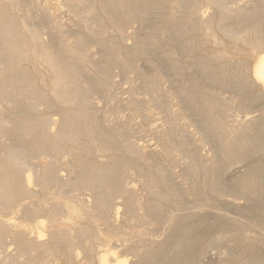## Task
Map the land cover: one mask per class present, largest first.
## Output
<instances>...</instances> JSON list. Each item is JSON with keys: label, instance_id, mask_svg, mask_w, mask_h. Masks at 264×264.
<instances>
[{"label": "bare ground", "instance_id": "1", "mask_svg": "<svg viewBox=\"0 0 264 264\" xmlns=\"http://www.w3.org/2000/svg\"><path fill=\"white\" fill-rule=\"evenodd\" d=\"M67 1L74 4L81 29L91 38L102 37L107 23L116 28L121 41L124 23L146 25L131 46L101 39L103 60L97 64L86 36L75 34L70 46L64 33L53 26L45 43L41 30L12 14L22 9L31 19L26 0H0V99L5 104L3 114L12 118L0 117V249L14 248L0 258V264H199L209 232L204 220H193L188 213V195L192 192L197 198L204 190L245 219L228 217L215 224L221 234L230 233L225 239L234 246L220 264H264V250L256 255L261 239L247 237L250 227L260 228L264 236V25L260 23L264 5L231 9L225 0H103L99 5L95 0ZM204 4L214 6L215 14L200 17ZM155 6H162V12L146 20ZM193 34L200 38L191 39ZM185 38L182 54L200 49L205 42L218 46L226 39L257 56L247 70L237 61L227 62L225 54L204 59L197 64L198 74L185 84L188 87L179 90L177 95L187 104L179 117L196 116L199 142L210 144L214 155L205 164L198 147L194 148L185 156L191 174L177 176L156 161L150 164L138 146L125 138L123 129L93 122L90 97L113 87V65L138 73L144 89L156 91L161 70L151 65V74L140 72L134 61ZM30 41L35 43L32 50ZM37 61L51 73L49 92L34 67ZM228 65L234 68L229 70ZM174 66L170 65L172 70ZM206 83H219L238 97L250 95L249 100L260 103L258 115L228 125L220 98ZM40 105L59 111L60 119L39 117ZM168 115L173 117L170 111ZM170 119L172 136L162 142L168 159L187 146L174 138L181 129L177 117ZM101 155L107 157L105 162L99 160ZM132 156L138 162H132ZM251 156L258 157L231 184L221 183L224 169ZM42 157L49 160L44 163ZM134 179L140 183L143 201ZM227 192H234L233 197L245 204L226 199ZM152 225L162 230V240H153L158 231L150 229ZM124 230L136 235V240L126 244L119 238Z\"/></svg>", "mask_w": 264, "mask_h": 264}, {"label": "rangeland", "instance_id": "2", "mask_svg": "<svg viewBox=\"0 0 264 264\" xmlns=\"http://www.w3.org/2000/svg\"><path fill=\"white\" fill-rule=\"evenodd\" d=\"M26 1L28 6H32H29L28 8L32 18L28 19L24 16L22 9L13 11L12 14L18 16L20 18V22L29 23L30 27L36 28L39 31L41 30V38L45 43H48L51 39V33H49V30L53 26L58 27L64 33L67 43L70 46L73 45L75 34L79 33L86 36L88 40L89 54L91 59L97 64H101L103 60L102 52L100 51L101 49L99 46V41H101V39L105 41H112L114 43L121 42L123 46H131V44H133L134 37L142 33L141 27L146 25V22L139 21L124 23L125 37L121 41L118 38L116 28L107 23L105 24V33L102 37L91 38L86 30L81 29L78 16L79 14L77 13L74 4L68 2L67 0H33L31 4L29 0ZM95 1L96 4L99 5L103 0ZM225 2L231 9H235L239 6H245L247 8L256 6L258 8H262L264 5V0H225ZM162 8V6H155L154 9L146 16V20L155 19L157 14L162 12ZM202 9L200 10V17L203 18H208L214 15L216 11L214 6L205 4ZM35 17L36 20H34ZM260 23L264 25L263 15L261 16ZM215 32L217 36H220L218 30ZM190 37L193 40L200 38L198 34H193ZM185 41L186 38L183 39V41L178 40L173 43H166L163 47H159V52L157 51L154 54H151L149 58H138L134 61L140 72L151 74V65L161 70L162 74L160 81L157 84L156 91L145 90L143 80L139 77L138 73L130 71L123 72L120 66L113 65L110 69L113 87L93 93L90 97L91 108L94 111L93 122L96 124L102 122L109 127H116L120 130L123 129L122 131L125 132V138L138 146L141 153L150 164H153L156 161V163H160L161 165H164V167L169 168L172 173L177 176L180 174H191V167L190 164L186 162L185 156L187 152H190L194 148L198 147L197 152L200 154L205 164H208L214 155V150L211 148L210 144L199 142L201 134L196 129L198 125V123H196L198 122L197 118V121L194 118L196 116L194 115L193 117V114H191V117L188 118L179 117L182 110L187 107V104L185 105L182 97L177 95L179 90L182 87H188L185 84H189L191 79L198 74L197 64L204 59L225 54L227 62L230 59L232 61H237L239 65H236H238V67L240 66L241 69L247 70L252 67L257 56L256 52L252 53L248 51L242 44L235 46L231 41L226 39H223V42L218 46L213 42H205L200 49L191 53L188 52L187 54H182L180 51L184 46ZM29 47L31 50L34 49L35 43L30 41ZM152 57H154V59H152ZM220 62L227 64L225 60H220ZM171 64H175L173 70L170 67ZM23 66H27V64H23ZM34 67L37 69L39 77L44 81V90L49 92L52 84L51 73L48 68L39 61L34 63ZM228 67L229 70L230 68H234L232 65H228ZM1 68L2 66L0 65V77ZM179 77L183 78L181 82ZM200 82L202 81L200 80ZM206 84L220 98L218 99V103L223 105L222 107L226 113L223 118L228 125L236 126L242 123L246 118L258 115L260 103L249 100L250 95L238 97L232 89L230 91L229 88H225L219 83ZM166 104L169 106L168 111H166ZM215 105L217 106L218 104L216 103ZM4 107L5 104L0 99V117L5 118L7 121H12L11 117L3 114L2 109ZM227 108L229 110H227ZM38 111L39 117L48 116L52 119H60L59 111H47V107L45 105H40ZM169 111L173 116L170 118L175 119L177 117L181 128L177 131L178 133L176 132L174 134L175 140L180 143L185 142L187 146L183 145L181 153H175L172 158L168 159L165 156L166 150L162 142L164 143V140L172 136L170 131L171 119L168 115ZM146 117H148V122H146ZM52 128L55 129L54 126H52ZM205 136H207L208 139L211 138V135L208 133H206ZM101 156L99 157V160H103V162H105L107 157L104 155ZM257 157L258 156H251L241 164L224 169L220 175L221 183L224 185L231 184L232 179L235 178L238 173L242 172L244 166L251 164L257 159ZM41 159L44 163L49 160V158L46 157H42ZM66 159V157H63L61 162H65ZM130 159L132 162H138L139 160L137 156H132ZM133 186H135V188L139 191L138 198L143 201L144 193L140 191V183L138 182V179H134ZM227 194L229 197H226V199L232 200L239 205L245 204V200L233 197V195H235L234 192H227ZM188 199L190 203L188 213L194 216L193 220H197L199 218L204 220L206 222L205 227L209 232L208 236L204 240V254L199 259V264H220V262L224 259L225 254L234 250V246L229 243L227 239H225L230 235V233L221 234L218 226L215 227V224L225 222L228 217L236 219L242 218L239 216L237 211H235L232 207L223 204L220 199L216 198L209 191L204 190L203 194L201 196H197V198L192 194V192H190ZM9 218L10 217H7L6 219L8 220ZM252 220H254V218H250V222H252ZM166 223L167 222L165 221V224L163 225L164 227L167 225ZM150 229H157V226L152 225ZM125 231L126 230H124V232ZM157 231L156 236L153 238L155 242L162 240L163 237L162 230L157 229ZM260 231L262 232L260 228L250 227L247 233V237L249 239H261V242L258 245L261 250H258L256 255H260L264 250V236L263 232L261 233ZM135 236H130L129 232H125V234L119 238L125 240L126 244H129L136 240ZM13 249V246H7L5 250L0 249V258H3V255L5 257L8 253L12 254ZM125 255L130 258L132 257L131 253L128 251H125ZM242 258L246 259L247 253H245Z\"/></svg>", "mask_w": 264, "mask_h": 264}]
</instances>
